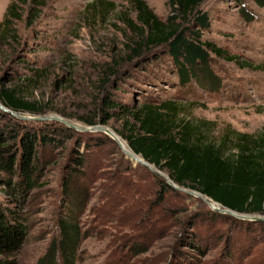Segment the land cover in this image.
I'll return each instance as SVG.
<instances>
[{"label": "rangeland", "instance_id": "1", "mask_svg": "<svg viewBox=\"0 0 264 264\" xmlns=\"http://www.w3.org/2000/svg\"><path fill=\"white\" fill-rule=\"evenodd\" d=\"M143 1L159 18L167 15L165 0ZM241 1L252 20L242 19L233 0H203L200 9L208 13L210 28L202 38L240 60L258 64L264 60V4ZM8 4L13 5L16 16L7 12V21L1 24ZM124 17L134 20L131 0H0V36L10 32L0 42V88L15 86L23 100L41 109L37 114L22 115L56 116L78 128L104 125L125 132L122 118L112 117L100 124L95 114L105 66L121 57L123 43L132 36ZM210 56L222 80L220 92L195 87L177 98L175 78L162 60V78H156L155 69L148 66L150 72L115 81L120 88L114 96L128 106L143 99H171L179 105L178 116L205 123L207 136L219 137L230 130L257 136L264 129V69ZM24 57L27 66L16 63ZM30 68L38 71L37 77ZM26 77L35 81L27 82ZM104 87L109 88V83ZM89 119L94 123L86 124ZM87 132L104 134L76 130L53 153L54 160L45 165L39 184L27 196L23 209L28 228L16 255L17 264H34L55 235V219L63 212L59 199L68 157L76 139ZM83 155V174L74 178L84 195L78 221L85 235L76 264H166L170 257H179L178 237L189 230L188 218L195 213L202 215L197 220L201 232L213 234L228 227L223 220L207 223L204 217L211 208L198 196L175 189L162 196L146 167L125 163L109 144L91 146ZM3 196L0 192V199ZM255 216L264 220V216ZM233 230L229 253H225L228 247L223 240L212 238L204 252L188 248L190 255L180 264H264V237L250 244L239 228Z\"/></svg>", "mask_w": 264, "mask_h": 264}, {"label": "trees", "instance_id": "2", "mask_svg": "<svg viewBox=\"0 0 264 264\" xmlns=\"http://www.w3.org/2000/svg\"><path fill=\"white\" fill-rule=\"evenodd\" d=\"M202 1L165 0L168 13L159 18L143 0H131L134 20L124 17V21L132 36L123 43L121 57L105 66L102 95L95 110L97 122L105 124L109 118H122L125 132L113 131L134 154L165 172L177 186L196 191L236 213L264 216V129L257 136L233 130L219 137L207 136L205 123L178 116L179 105L171 99L158 102L143 99L137 105L128 106L114 96L120 88L115 81H126L135 74L150 72L148 66L155 69L156 73L152 74L156 78H162V60H166L164 68L175 78L177 98L192 92L195 87L205 92L221 91L222 80L212 66L211 53L240 66L264 69V60L258 64L240 60L202 38V33L210 28L208 13L200 9ZM233 1L238 4L242 19H253L241 0ZM253 1L264 4V0ZM12 7L8 4L1 24L7 21V12L16 16ZM6 34L10 36V32L2 34L0 42ZM26 61L24 57L16 63L27 66ZM28 70L37 77L36 69ZM25 81L34 82L35 79L26 77ZM107 83L109 88L106 89ZM17 91L15 86L1 87L0 104L15 113L41 112L34 103L23 100ZM85 122L91 125L94 119ZM74 134H77L76 130L59 122L26 121L0 109V192L4 194L0 199V264H17L16 255L28 228L26 209H23L27 196L39 184L45 165L54 160L53 153ZM81 135L68 157L67 173L61 183L59 204L63 212L55 219V235L34 264H76L80 260L78 246L85 235L78 216L84 195L74 178L83 174V153L87 148L109 144L125 163L146 169L124 156L105 134L87 132ZM148 173L156 181L162 196L174 191L158 174ZM195 214L188 218L189 230L178 237L181 242L177 244L179 257H170L166 264H180L183 257L190 255L188 248L204 252L212 238L223 240L228 247L225 253H229L233 244L230 233L235 228L243 232L244 239L250 244L264 237L263 219H238L209 209L204 217L207 223L213 219L223 220L228 227L206 234L207 231L201 232L197 227V220L202 219V215ZM200 233L207 236L203 238ZM131 248L134 247L131 245Z\"/></svg>", "mask_w": 264, "mask_h": 264}, {"label": "water", "instance_id": "3", "mask_svg": "<svg viewBox=\"0 0 264 264\" xmlns=\"http://www.w3.org/2000/svg\"><path fill=\"white\" fill-rule=\"evenodd\" d=\"M0 109L5 111V112L10 113L11 115H13V116H15L16 118H19V119H33V120H43L44 118L45 119H54L56 121L61 122L65 126L74 128L76 130L101 131L104 134H106L112 141H114L117 144L119 149L122 151V153L126 157L131 159L134 163H137V164H139L141 166H144L149 171L154 172V173L158 174L159 176H161L166 181V183H168L173 189H175V190H183V191H185L187 193H190V194H192L194 196L200 197L202 200H204L210 206V208L212 210H214L216 212L225 213V214L231 215L233 217H236V218H239V219H246V220L259 218V217H256V216H249V215H245V214H239V213H236V212H234V211H232L230 209L222 208L216 202L210 200L209 198H207L206 196H204V195H202L200 193H197L195 191H188V190H185V189H181L179 186L174 184L165 174H163L161 171L155 169L151 164L146 162L140 155L134 154L130 149L129 150L125 149L123 144H122V142L118 138V136L113 131H111L108 127H106L104 125H94V126H87V127L78 128V127H75L72 124L68 123L66 120H64L62 118H59V117H56V116H49V117L25 116V115H22L20 113L13 112L10 109L5 108L1 104H0Z\"/></svg>", "mask_w": 264, "mask_h": 264}, {"label": "bare ground", "instance_id": "4", "mask_svg": "<svg viewBox=\"0 0 264 264\" xmlns=\"http://www.w3.org/2000/svg\"><path fill=\"white\" fill-rule=\"evenodd\" d=\"M119 138V137H118ZM120 139V138H119ZM120 141H121V139H120ZM122 142V141H121ZM123 144V143H122ZM123 146H124V148L125 149H127V150H129V148L125 145V144H123ZM138 156V155H137Z\"/></svg>", "mask_w": 264, "mask_h": 264}]
</instances>
